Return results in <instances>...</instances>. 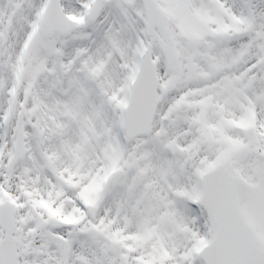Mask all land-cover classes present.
<instances>
[{"label":"snow or ice","instance_id":"snow-or-ice-1","mask_svg":"<svg viewBox=\"0 0 264 264\" xmlns=\"http://www.w3.org/2000/svg\"><path fill=\"white\" fill-rule=\"evenodd\" d=\"M0 264H264V0H0Z\"/></svg>","mask_w":264,"mask_h":264}]
</instances>
